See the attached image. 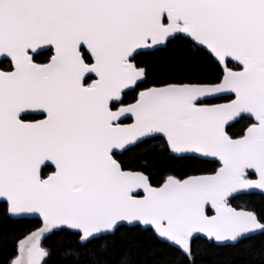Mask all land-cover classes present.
<instances>
[{
    "label": "snow or ice",
    "instance_id": "obj_1",
    "mask_svg": "<svg viewBox=\"0 0 264 264\" xmlns=\"http://www.w3.org/2000/svg\"><path fill=\"white\" fill-rule=\"evenodd\" d=\"M0 264H264V0H0Z\"/></svg>",
    "mask_w": 264,
    "mask_h": 264
}]
</instances>
